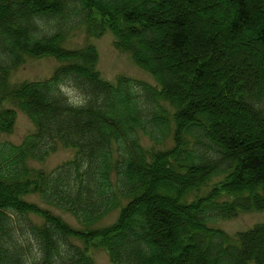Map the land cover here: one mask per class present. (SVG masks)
Here are the masks:
<instances>
[{"label":"trees","instance_id":"16d2710c","mask_svg":"<svg viewBox=\"0 0 264 264\" xmlns=\"http://www.w3.org/2000/svg\"><path fill=\"white\" fill-rule=\"evenodd\" d=\"M79 31L113 33L160 90L105 81L94 46L66 47ZM43 57L62 64L51 79L10 82ZM17 109L36 127L20 145L1 141ZM59 147L75 159L30 166ZM263 211L264 0H0V264H95V247L114 264H264V225L210 226Z\"/></svg>","mask_w":264,"mask_h":264},{"label":"rangeland","instance_id":"374dc122","mask_svg":"<svg viewBox=\"0 0 264 264\" xmlns=\"http://www.w3.org/2000/svg\"><path fill=\"white\" fill-rule=\"evenodd\" d=\"M74 36L75 37L70 42L74 48H81L87 42L86 36L82 32H78ZM114 42L115 38L109 31L102 38L92 41V44L96 47L100 55L98 70L100 71L103 79L110 83L116 84L119 77H126L137 82L158 87L155 77L136 65L130 54H123L122 52L116 50ZM225 56L226 53H223L222 57ZM60 65V62L53 57H43L31 60L25 67L20 68V70L14 74V77L12 76L11 81L13 83L45 81L54 75L56 69ZM164 108H166L170 113L173 112L169 105H165ZM19 113L20 115L17 120L15 131L8 136L2 137L3 141H8L13 144H20L27 135L34 132L35 127L30 119L21 111ZM173 133L174 132L171 130L169 141L164 143L165 149L172 146ZM141 137L142 144L147 148H151L153 143L150 142L149 137L145 136L144 134H142ZM75 156V149L64 150L60 148L55 154H52L49 158H47L46 161L42 163L32 162V166L37 169H43L47 173H51L61 164L74 160ZM208 190H210V188L206 189V192H208ZM29 200L45 206L38 196H32L29 198ZM51 210L55 214L61 216L73 227L78 229L82 228L71 215L58 209ZM119 213V210H116L113 215L101 221L95 228L102 229L114 223L118 218ZM212 224L213 225L210 226L222 229L230 235H235L237 233L249 231L256 226L264 225V211L245 212L241 213V215H239V217H237L235 220H221L215 224ZM79 244L83 246L82 243ZM91 256L94 258L95 264H113L108 253L103 249L96 248L92 250Z\"/></svg>","mask_w":264,"mask_h":264}]
</instances>
